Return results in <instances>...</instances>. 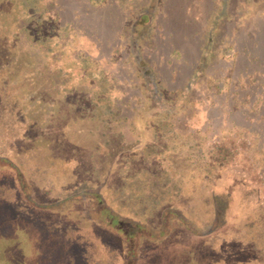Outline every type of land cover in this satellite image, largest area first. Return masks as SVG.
<instances>
[{
	"label": "rangeland",
	"instance_id": "obj_1",
	"mask_svg": "<svg viewBox=\"0 0 264 264\" xmlns=\"http://www.w3.org/2000/svg\"><path fill=\"white\" fill-rule=\"evenodd\" d=\"M239 3L0 0V264H264V13Z\"/></svg>",
	"mask_w": 264,
	"mask_h": 264
},
{
	"label": "trees",
	"instance_id": "obj_2",
	"mask_svg": "<svg viewBox=\"0 0 264 264\" xmlns=\"http://www.w3.org/2000/svg\"><path fill=\"white\" fill-rule=\"evenodd\" d=\"M239 2H240L239 3L240 8L237 10V13H238L237 15L242 14L241 16H243L244 18H246L248 20L250 19V21L253 20L255 22H259L258 21L259 16H261L264 13V0H239ZM227 15H228V13H226V11L220 12V10H218L215 13V15L213 16L212 25H216L217 23H219V21H221V19L224 20L227 17ZM240 18L241 17H239V19ZM211 36H212V34H211ZM209 41L211 42V39ZM230 48H232V47H230ZM143 73H144L145 77L147 78V80L149 79L150 82H153L152 81V78L150 77L151 72H150V69L149 68H147V69H144L143 68ZM252 73H250V74H252ZM152 85L154 86L153 83H152ZM150 93L151 92H149V94ZM161 99L162 98H160V100ZM160 100L158 102L161 103L162 100L161 101ZM158 102H157V104H158ZM218 145H219L220 149L221 148H224L223 145L220 142L218 143Z\"/></svg>",
	"mask_w": 264,
	"mask_h": 264
}]
</instances>
